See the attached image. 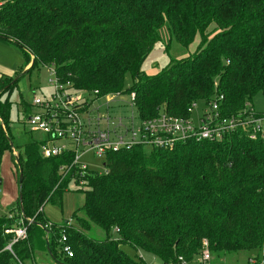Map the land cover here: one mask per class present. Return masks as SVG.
I'll return each instance as SVG.
<instances>
[{
	"label": "trees",
	"instance_id": "1",
	"mask_svg": "<svg viewBox=\"0 0 264 264\" xmlns=\"http://www.w3.org/2000/svg\"><path fill=\"white\" fill-rule=\"evenodd\" d=\"M197 36L192 57L170 59L154 76L141 70L161 39L187 51ZM0 40L22 51L29 70H53L60 84L78 92L134 93L142 120L187 117L192 104L216 95L229 117L264 97V0H0ZM127 75L132 85L123 91ZM17 81L0 78V166L14 147L9 96ZM20 105L31 115V105ZM24 149L26 160L12 157L18 197L9 215H0V264L31 263L38 252L59 264H144L139 253L160 264H188L204 243L209 254L253 252L256 264L263 262L264 138L251 140L239 130L172 151L110 154L108 174L77 190L84 200L77 210L83 218L72 215L75 231L65 224L45 229L43 206L61 209L69 189L68 178L59 182L64 161L42 159L35 140ZM20 219L32 222L26 239L12 244L6 232ZM63 231L71 258L61 252Z\"/></svg>",
	"mask_w": 264,
	"mask_h": 264
},
{
	"label": "built area",
	"instance_id": "2",
	"mask_svg": "<svg viewBox=\"0 0 264 264\" xmlns=\"http://www.w3.org/2000/svg\"><path fill=\"white\" fill-rule=\"evenodd\" d=\"M51 72L54 76L49 82L52 93L48 98L32 100V113L27 118L28 132L40 137L36 142L39 143L42 159L64 161L58 168L59 182L68 178L69 186L74 185L80 191L86 190L89 178L108 174L106 163L110 154L136 147L172 151L176 146L189 142L219 141L239 130L251 140L264 138V113L249 107L224 117L220 110L224 99L221 95L214 96L208 102L192 104L187 110V117L159 113L155 118L142 120L135 110L136 96L130 93L128 103L119 101V106L128 107V116L112 119L107 114L100 117L99 106L93 108L94 104L105 102L106 109H110V104L124 93L99 96L97 91L78 92L69 83L60 84L54 71ZM198 104L202 106L201 113L194 115ZM31 222L29 220L25 224L20 219L16 229L6 232L14 235L12 244L26 239L27 225ZM51 227L49 222L45 225V229L50 230ZM66 243L67 237L63 231L59 240L61 252L71 258L73 253ZM261 254L264 264V248ZM209 260L204 243L199 263L204 264ZM248 264H256V260L251 258Z\"/></svg>",
	"mask_w": 264,
	"mask_h": 264
},
{
	"label": "rangeland",
	"instance_id": "3",
	"mask_svg": "<svg viewBox=\"0 0 264 264\" xmlns=\"http://www.w3.org/2000/svg\"><path fill=\"white\" fill-rule=\"evenodd\" d=\"M165 45L166 39L165 41L161 39L142 64L141 70L147 76L156 75L169 64L170 59L181 60L192 57V54L196 52L199 45V37L197 36L195 38L187 51L181 49L174 41H172L170 48H167ZM30 67L31 63L27 66L23 53L17 46L0 40V78L18 79L15 90L9 96V102L11 103L9 111V120L11 123L9 135L14 143V154L12 150L5 152L0 166V215L2 216L9 215V210L18 197L17 175L12 157L19 155L22 160H26L24 145L33 140L37 141V139L40 138L37 134H29L27 126L28 117L22 114L20 103L21 101H26L29 110L30 104L34 98H48L52 93L49 82L53 80L54 76L51 70L41 66L29 70ZM131 85L132 79L127 75L124 80L123 91L129 89ZM119 101L128 103L129 94L124 93L116 102L110 104V109H106L104 105L105 102L95 103L93 108L99 106L98 113L100 117L106 116L107 114L112 119L128 116V107L119 106ZM252 107L256 112L264 113V97L262 95H257L252 100ZM201 110L202 106L198 104L194 115H199ZM143 150L145 153L151 151L150 148H143ZM88 162L91 163L90 160ZM92 163L94 164V162ZM83 200V193L77 192V188L74 185H70L68 192H66L63 197V207L60 209L56 205L48 202L43 206V216L53 225L61 226L65 224L66 228L75 231L77 228V221L72 215L76 214V218L78 219L83 218L77 211L83 205ZM93 231L95 240L103 239L104 236L100 230L94 228ZM122 249L132 257L135 254L128 247H122ZM209 255L210 260L204 264H246L248 262V257L255 254L253 252H241L229 255H225L224 253ZM35 256V263L38 261V264H59L41 252L36 253ZM136 257H139L144 264H160L156 257L150 254L139 253ZM26 264L31 263L29 262ZM188 264H200L199 257H196Z\"/></svg>",
	"mask_w": 264,
	"mask_h": 264
},
{
	"label": "water",
	"instance_id": "4",
	"mask_svg": "<svg viewBox=\"0 0 264 264\" xmlns=\"http://www.w3.org/2000/svg\"><path fill=\"white\" fill-rule=\"evenodd\" d=\"M21 182H22V176H21V173H19V176H18V183H19V185L21 184ZM0 183H1V181H0ZM18 200H19V203H21V196L20 195H19Z\"/></svg>",
	"mask_w": 264,
	"mask_h": 264
},
{
	"label": "crops",
	"instance_id": "5",
	"mask_svg": "<svg viewBox=\"0 0 264 264\" xmlns=\"http://www.w3.org/2000/svg\"><path fill=\"white\" fill-rule=\"evenodd\" d=\"M27 66H29V65H27ZM38 253H40V252H38ZM40 257H41V256H40ZM40 257H39V258H40ZM39 258H38V260H39ZM249 258H252V256H251V257H248V259H249ZM253 258H254V257H253ZM35 260H36V257H35ZM35 260L32 261L31 264H36V263L38 262V261H37V262L35 263ZM247 261H248V260H247ZM37 264H38V263H37ZM246 264H248V262H247Z\"/></svg>",
	"mask_w": 264,
	"mask_h": 264
}]
</instances>
